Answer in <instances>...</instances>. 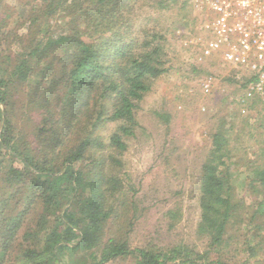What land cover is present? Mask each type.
Returning a JSON list of instances; mask_svg holds the SVG:
<instances>
[{"label":"trees","instance_id":"trees-1","mask_svg":"<svg viewBox=\"0 0 264 264\" xmlns=\"http://www.w3.org/2000/svg\"><path fill=\"white\" fill-rule=\"evenodd\" d=\"M19 1L0 4V264H264V101L244 95L251 80L235 70L240 104L252 101L258 116L257 128L246 120L258 132H248L255 158L236 164L247 170L240 183L250 200L238 195L231 141L219 129L201 166L202 248L132 247L141 212L124 159L142 103L170 63L164 30L137 28L136 16L173 11L180 31L188 12L197 23L192 0ZM59 14L68 34L52 28ZM167 215L173 230L181 212Z\"/></svg>","mask_w":264,"mask_h":264},{"label":"rangeland","instance_id":"rangeland-1","mask_svg":"<svg viewBox=\"0 0 264 264\" xmlns=\"http://www.w3.org/2000/svg\"><path fill=\"white\" fill-rule=\"evenodd\" d=\"M0 4L16 8L20 1L0 0ZM188 14L186 21L190 24L183 27L180 34L176 31L177 16L173 11L145 9L136 16L137 28L156 24L164 30L170 63L142 103L140 128L137 136L129 140L124 159L128 182L136 190L141 212L131 234L133 248L149 244L170 247L183 242L197 243L202 248L195 234L200 214L201 166L207 149H211V135L219 129L227 128L224 131L227 130L231 141L228 163L238 195L250 200L240 183L246 178L247 170L241 173L236 164H240V158H255L258 147L248 132H257V112L249 107L252 101L249 106L240 104L243 91L240 84L230 80L232 69L227 61L217 56L201 57V46L193 48L186 43L188 37L195 39L202 35L192 23L191 12ZM154 18L156 22L151 21ZM68 21L64 14H59L51 21L53 30L68 34ZM209 76H214L216 81L207 92L203 81ZM247 118L250 124H255V129L246 126ZM112 128L113 125L110 131ZM242 130L246 135L241 134L244 142L240 144ZM103 133L107 135L109 128ZM168 210L181 212L180 222L173 230H168L170 219L169 215L165 216ZM233 255L240 260L246 258L241 251L240 255L237 251ZM109 264H134V261L128 257Z\"/></svg>","mask_w":264,"mask_h":264},{"label":"built area","instance_id":"built-area-1","mask_svg":"<svg viewBox=\"0 0 264 264\" xmlns=\"http://www.w3.org/2000/svg\"><path fill=\"white\" fill-rule=\"evenodd\" d=\"M192 10L202 35L186 43L201 46V57L227 61L238 80H251L244 95L264 101V0H192ZM215 81L207 77L203 88L211 91Z\"/></svg>","mask_w":264,"mask_h":264}]
</instances>
